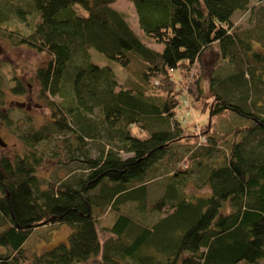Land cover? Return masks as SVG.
Instances as JSON below:
<instances>
[{
  "label": "trees",
  "instance_id": "16d2710c",
  "mask_svg": "<svg viewBox=\"0 0 264 264\" xmlns=\"http://www.w3.org/2000/svg\"><path fill=\"white\" fill-rule=\"evenodd\" d=\"M114 1L0 0L1 37L48 55L34 77L51 109L47 123L20 134L22 154L0 152V264H264V46L238 36L231 20L249 0H130L160 50L143 43ZM213 43L235 66L210 74V123L204 140L189 141L176 115L184 82L173 72L203 98L192 69ZM91 48L135 75L119 82L90 60ZM11 80L12 92H25L20 77ZM0 121L11 123L2 90ZM56 135L53 152L65 147L83 165L44 180L36 169ZM168 153L187 164L166 172ZM147 172L162 185L148 208ZM105 207L112 214L101 241ZM58 223L71 225L66 242L25 252L34 229Z\"/></svg>",
  "mask_w": 264,
  "mask_h": 264
},
{
  "label": "rangeland",
  "instance_id": "374dc122",
  "mask_svg": "<svg viewBox=\"0 0 264 264\" xmlns=\"http://www.w3.org/2000/svg\"><path fill=\"white\" fill-rule=\"evenodd\" d=\"M111 6L123 13L130 27L138 34L145 45L157 50L162 48V43L155 42L152 38L143 33L138 24L134 5L130 0H115L111 3ZM248 7L247 10H237L232 13V28L238 36L252 40L253 45L258 46L261 44L264 46V0H249ZM89 52L90 60L101 65H109L115 72L119 82L124 81L127 77L133 78L131 75H135L132 72L124 71L117 61L108 58L103 53L92 48ZM47 59L48 55L44 52H38L24 45H13L0 35V90L3 92L4 107L7 109L11 119L9 125L0 121V152L5 151L11 155L22 154L23 151H25V144L22 142L20 134L23 133V131L26 132L25 129L28 128V125L34 127L41 126L50 119L51 109L49 100L40 94L39 84L34 77V72L37 67L43 65ZM237 59L240 60L239 55ZM234 66V59L229 63L221 59L216 43H213L203 52L200 58L194 63L192 69L194 74H199L201 78L200 85L205 89L203 98L199 100H194L192 94L184 87L186 80L182 78V74L179 71L173 72V78L177 82V85H181V83L184 82L183 88L181 89V98L183 101L181 102V106L178 107L176 115L183 125H185V132L194 136L192 138L188 137L189 141H192L193 138H197L199 141L204 140V132L207 128L206 123H210V118H208V107L211 100L207 93L210 74L218 69L229 71L232 70ZM13 75L20 77L25 85L26 89L22 94H16L10 90V86L12 85L11 77ZM50 100L54 99L52 98ZM60 140L61 137L56 135L51 138L49 144H47L48 147L45 149L44 154L45 159L36 169V174L41 179L57 181L65 178L71 170L81 171L79 168L82 167L83 163L76 159L78 155L74 153H72V156L69 155L65 147L62 148L61 154L54 153L60 150ZM89 146L92 147V144ZM39 148L40 145H36L37 151H39ZM182 150H184V147L181 145V151ZM89 151L90 155L93 156L95 154L93 148ZM124 154L125 153H123V156ZM169 155H171V153L166 154L161 161V166L165 164L164 169L166 172H170L172 166L175 164H187L181 160L177 161V159L174 161L176 158L175 154H172V156ZM68 158H70V160ZM148 172L144 176V179L147 181V208L150 207L162 191V185L158 184L154 177H152L153 179L150 178V175L154 172ZM187 186V190L193 189L195 188V183L189 179ZM202 191L205 192L206 189H198L196 192ZM102 209L97 223L98 235L101 241L109 236L104 226L109 224L112 214L108 211L107 207ZM148 217L151 219L155 218L154 215L149 214ZM70 230L71 225L67 223H58L52 226H38L30 233L23 243L25 252L27 254L39 253L59 242H66L67 234ZM95 263H97V260H92L90 264ZM238 264L245 263L239 262Z\"/></svg>",
  "mask_w": 264,
  "mask_h": 264
}]
</instances>
